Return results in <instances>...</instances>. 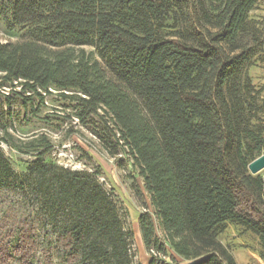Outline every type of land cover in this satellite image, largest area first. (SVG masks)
<instances>
[{"label":"trees","instance_id":"16d2710c","mask_svg":"<svg viewBox=\"0 0 264 264\" xmlns=\"http://www.w3.org/2000/svg\"><path fill=\"white\" fill-rule=\"evenodd\" d=\"M259 1L0 0L4 30L21 31L0 36V88L24 102L57 91L80 124L102 122L94 136L130 158L152 208L138 218L148 264H237L217 238L226 222L264 262V174L248 170L264 154L248 74L264 53ZM2 143L33 160L17 174L0 149V264L133 263L97 171L57 166L46 137L22 146L0 120Z\"/></svg>","mask_w":264,"mask_h":264},{"label":"rangeland","instance_id":"374dc122","mask_svg":"<svg viewBox=\"0 0 264 264\" xmlns=\"http://www.w3.org/2000/svg\"><path fill=\"white\" fill-rule=\"evenodd\" d=\"M249 18L264 32V0L257 3ZM20 33L19 29L7 32L0 24V36L4 41L16 40ZM84 49L94 52L88 47ZM248 74L262 110L258 117L264 121V53L255 60ZM18 92V87L13 90L10 87L0 88V120L7 128L8 135L22 146L42 135L52 147L48 161L71 171H97L99 183L116 203L123 226L133 233L132 264H148L149 254L142 242L138 218L142 212L152 213V208L143 191L142 179L132 168L130 158L120 150L116 160L112 158L104 149L109 147L107 140L93 133L106 137L102 122L95 118L85 126L80 124L74 117V104L57 91L43 93L42 98L36 97L31 102H24L16 94ZM0 149L17 174L25 173L27 165L33 160L31 156L19 154L3 143ZM117 159H122V162L118 164ZM260 174H264V170ZM138 189L142 195L137 194ZM217 238L237 264H264L259 256L261 248L257 237L242 226L226 222L217 230ZM165 259L168 260V257Z\"/></svg>","mask_w":264,"mask_h":264},{"label":"water","instance_id":"95a60500","mask_svg":"<svg viewBox=\"0 0 264 264\" xmlns=\"http://www.w3.org/2000/svg\"><path fill=\"white\" fill-rule=\"evenodd\" d=\"M248 170L251 175H257L264 170V154L252 161L248 165Z\"/></svg>","mask_w":264,"mask_h":264}]
</instances>
